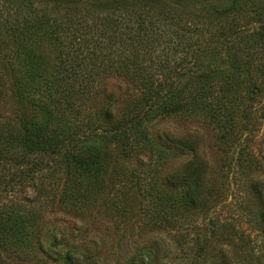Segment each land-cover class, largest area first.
Here are the masks:
<instances>
[{
	"label": "trees",
	"instance_id": "obj_1",
	"mask_svg": "<svg viewBox=\"0 0 264 264\" xmlns=\"http://www.w3.org/2000/svg\"><path fill=\"white\" fill-rule=\"evenodd\" d=\"M6 109L0 264L52 256L50 203L119 232L171 231L182 264L262 260L264 0H0ZM177 116L204 132H160ZM51 244L58 264H98L63 232ZM160 248L144 242L126 264H164Z\"/></svg>",
	"mask_w": 264,
	"mask_h": 264
},
{
	"label": "rangeland",
	"instance_id": "obj_2",
	"mask_svg": "<svg viewBox=\"0 0 264 264\" xmlns=\"http://www.w3.org/2000/svg\"><path fill=\"white\" fill-rule=\"evenodd\" d=\"M230 1L215 0L220 5H226ZM107 90L119 96L125 90V82L121 79H111L107 82ZM7 113V109L1 110L0 116H5ZM157 128L160 132L169 131L177 135L195 130L204 132L202 120L197 118L194 121H188L182 116L164 119ZM43 203H37L36 208ZM41 211L43 218L47 221L43 244L52 256L47 258L49 255L37 252L31 264H58L54 254L64 253L66 250L54 249L51 240L60 232L69 236L71 243L80 246L82 252L91 251L97 256L98 264H126L136 253L137 247L148 241L160 242L161 254L165 253L166 257L164 264H182V252L176 243L175 235L166 229L133 224L119 232L105 218L96 215L88 216L73 206L66 207L50 203L46 208L43 205ZM261 259L257 264H264V253Z\"/></svg>",
	"mask_w": 264,
	"mask_h": 264
}]
</instances>
